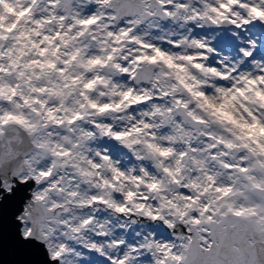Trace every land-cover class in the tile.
<instances>
[{
	"label": "snow or ice",
	"instance_id": "6c2138e0",
	"mask_svg": "<svg viewBox=\"0 0 264 264\" xmlns=\"http://www.w3.org/2000/svg\"><path fill=\"white\" fill-rule=\"evenodd\" d=\"M0 264H264V0H0Z\"/></svg>",
	"mask_w": 264,
	"mask_h": 264
}]
</instances>
